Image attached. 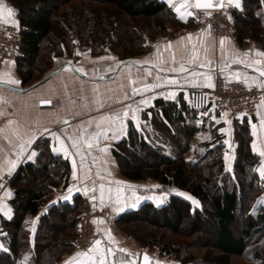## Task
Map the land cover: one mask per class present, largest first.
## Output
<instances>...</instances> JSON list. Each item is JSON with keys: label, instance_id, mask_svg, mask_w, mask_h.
Returning <instances> with one entry per match:
<instances>
[{"label": "trees", "instance_id": "1", "mask_svg": "<svg viewBox=\"0 0 264 264\" xmlns=\"http://www.w3.org/2000/svg\"><path fill=\"white\" fill-rule=\"evenodd\" d=\"M4 1L14 10L12 19L18 24L15 27L20 46L15 58L9 61L14 62L22 86L41 79L58 60L68 57L76 60L77 51H87L91 56L107 53L137 56L158 34L193 25L191 18L181 22L163 0H93L111 11L102 6L99 11L83 2L75 4V0ZM86 14L94 18L92 23L85 20ZM117 16L151 20L152 29L132 24L125 29L123 25L120 27L126 32L123 36L118 31ZM228 21L238 43L249 39L264 50V0H240V8H232ZM117 47L122 52H117ZM149 113L152 129L144 134L129 123L125 136L113 144L112 155L123 177L132 181L151 180L158 184L157 191L169 193L161 205L145 201L136 209L120 213L114 219L115 226L139 246L149 251L154 247L160 255L181 264H235L234 258L243 259L242 264H264V205L255 214L249 212L264 187L257 172L259 156L249 150L247 140L241 141L238 156L227 169L218 144L202 142L191 146L192 131L183 127L182 122L185 114L189 117L197 112L188 107L186 100L167 102ZM68 175L66 162L45 151L34 162L19 166L9 182L11 216L0 217L3 244L0 264H56L63 254L74 249L79 196L71 204L49 205L38 217L32 240L26 225V217L37 214L54 188L65 184ZM35 176L42 179L41 184L29 180ZM191 200L197 203L192 205ZM238 214L243 215L245 227L236 232L233 224ZM54 218L67 219L68 223H65L68 228L58 235H53ZM181 219L195 223L196 228L203 223L210 226L213 245L201 257H195L192 251L198 246L196 243L181 246L173 241H158L154 235L143 243L132 233L136 223L171 231Z\"/></svg>", "mask_w": 264, "mask_h": 264}, {"label": "crops", "instance_id": "2", "mask_svg": "<svg viewBox=\"0 0 264 264\" xmlns=\"http://www.w3.org/2000/svg\"><path fill=\"white\" fill-rule=\"evenodd\" d=\"M163 1L172 8L181 22L190 20L193 8L190 0H181V3L179 0ZM238 3L237 7L235 2L229 4L227 0H223V5L230 9H239L240 0ZM181 4L185 7L178 13L175 9ZM181 15L184 19L180 18ZM189 34L192 35L190 41L187 39ZM221 40H224L223 59L220 58ZM169 43L171 48L168 47ZM194 45L198 60L195 64H190L186 55ZM257 53H264V50L256 47L249 39L235 46L229 37L215 34L204 27L195 32H181L174 36L172 33L158 34L147 42L142 54L132 57L113 53L91 56L87 51H77L76 60L68 57L56 61L50 72L27 86L20 84L14 62L6 61L0 68V176L7 175L10 182L21 164L34 162L42 151L62 159L69 168L65 184L61 183L54 188L53 194L37 214L26 217L31 240L38 217L49 205L59 202L71 204L79 196L81 201L87 199L96 206L107 208L106 216L96 219L95 238L90 249L95 246L96 240H100L101 244L98 251H87L89 257L94 259L79 256V252L73 249L63 254L56 264H99L102 254L109 248L114 255H107L105 264H139L140 256L145 250L120 231L115 226L114 219L124 211L136 209L145 201L156 206L161 205L167 195L156 190V182L146 179L132 181L123 177L112 155L113 144L125 136L129 123L144 134L151 130L150 110H159L167 102L185 101L186 87H207L209 81L204 77L193 78L188 73L173 72L172 68L179 69L181 62L190 70L206 73L212 84L215 77L221 75L227 81L241 82L264 91L260 86L264 84V77L259 74V69H264V56ZM173 54L176 58L175 64L172 63ZM237 60L242 63H237ZM257 60L261 61L259 65L254 64ZM205 61L212 63L204 68L196 67ZM226 64L231 67H226ZM246 64L251 66H245ZM220 68H224V71L220 72ZM148 71L151 75H148ZM169 79H174L177 83L170 84L167 82ZM7 80H16L19 83H5ZM130 80H134L135 84H131ZM146 85L157 87L145 90ZM133 87L141 89L140 93L133 95ZM170 93H176L175 99L169 98ZM42 100H49L51 104L41 105ZM145 100L147 103H141ZM262 101L264 94L258 112L252 118L222 115L212 108L189 117L185 114L182 126L192 131L191 146L202 142L210 143L211 146L218 144L225 168L230 169L233 160L238 156L241 141L246 139L249 150L259 156L257 172L260 176L258 169L264 166V156L259 154L264 152ZM129 105L131 109L127 108ZM125 111H128L127 118L124 117ZM117 115L121 117L120 120L113 122L109 119ZM9 121L12 123L9 124ZM89 121L92 122L91 125L88 124ZM163 121L167 123L164 119ZM97 124L100 125L99 128ZM102 129L108 131V136H101L97 141L94 135ZM87 142H91L93 146L87 148ZM73 143L78 146L73 148ZM33 152L36 153L35 156H31ZM78 152L87 155L82 157ZM74 171L76 179L73 178ZM260 178L264 187V178ZM100 184L105 185L103 203L100 198ZM11 193L9 183L0 193V217L5 219L11 216L8 205ZM175 193L186 197L182 192ZM0 245V249H3L1 241ZM120 249L125 251L121 252ZM149 264H152V259Z\"/></svg>", "mask_w": 264, "mask_h": 264}, {"label": "built area", "instance_id": "3", "mask_svg": "<svg viewBox=\"0 0 264 264\" xmlns=\"http://www.w3.org/2000/svg\"><path fill=\"white\" fill-rule=\"evenodd\" d=\"M231 13L230 8L223 6L221 9H194L192 8L193 25L172 33V36L181 32H195L204 27L215 34L229 37L235 46L236 40L228 21ZM20 46V37L15 26L0 23V67L4 62L13 60ZM214 87L189 86L185 88V100L188 107L196 112L205 111L209 108L218 114L228 116L255 117L257 106L261 101L264 91L257 87L247 86L237 81H227L221 75H217L213 81ZM9 183L7 175L0 176V193ZM107 213L105 207L95 209L92 202L83 199L77 221V235L74 247L87 252L94 239V220L96 217H104Z\"/></svg>", "mask_w": 264, "mask_h": 264}, {"label": "rangeland", "instance_id": "4", "mask_svg": "<svg viewBox=\"0 0 264 264\" xmlns=\"http://www.w3.org/2000/svg\"><path fill=\"white\" fill-rule=\"evenodd\" d=\"M81 2H83L84 4H88L89 6H91V8H96L98 10L102 6L100 3L99 4L94 3L93 0H90V1L89 0H75L74 1L75 4H78ZM178 2L181 3V0H179ZM102 7L108 8V10L111 11V8L108 6L106 7V5H104ZM106 10L107 9H105V10L103 9V11H106ZM231 10H232V8L230 9V11ZM87 12L89 13V11H87ZM84 18L86 21L87 20L91 21V23L94 20V18L91 16V14H86V16ZM115 18H116L115 21L118 23L119 28L123 25L125 28L128 25L132 24V25L137 26V28L143 27V25L144 26L148 25L149 30L152 29V27L150 26L152 24V21L143 19L141 17H137L135 19H127L124 17L122 18V17L117 16ZM191 21L193 22L192 15H191ZM190 27L191 26H182L181 28H174L175 30H173V31L178 32V31H181L183 29H188ZM118 31L120 33H122L123 36L126 35V32H123V27L118 29ZM153 32L155 33V31H153ZM49 41H50V38L48 40L44 41L42 47L44 48L45 47L44 44L48 43ZM116 51L122 52V48L118 49V47H117ZM121 56H124V54ZM139 159H143V158L140 157ZM224 166H225V163H224ZM29 180L34 184H36V183L41 184V182H42V179L37 177V176L30 177ZM161 193H163L166 196L169 192L163 191ZM261 201H264V195H261L256 199L255 203L253 204L252 208L249 211L251 214H255L258 211V208L261 207L262 205H264V203H261ZM191 203L193 205V200H191ZM92 204H93V202H92ZM93 206L95 207V209H98L100 207H105V206H96L95 204H93ZM106 210H107V208H106ZM98 218L99 217H96L94 220L95 221L94 222V238H95L96 219H98ZM66 221H67V219L60 220L59 218H56V219L54 218L52 220L53 231H54L53 235H56V234L58 235L60 232H63V229L65 227H67V226H65V223H67ZM196 227L197 226L195 223L190 224L185 219H181L180 223H178V225L175 226L174 230L171 229V231H169L167 229H160L158 227L153 228V226L148 225V224L136 223L132 229V233L134 235H136L140 240H142L143 243H146V242L152 240L153 235H154V237H156V239L158 241L159 240H161V241H165V240L166 241H173V242H177L181 246H184L186 244L189 245L190 243H193V244L196 243V244H198V246L195 247L196 249L192 250V251L194 252L195 257H199V256L201 257V255L204 253V251L206 249H209L213 245V242L211 239L210 226L208 225V223H203L202 227H199V226H198V228H196ZM244 227H245V219H244L242 214H238L236 216V221L233 224V228L236 232H239L240 230L244 229ZM159 237H160V239H158ZM56 240L57 239L53 240L52 242L55 243ZM139 247L143 248L145 250V253H148V257H151V259H152V264H181L178 261H176V260H174V259H172L166 255H160L158 253L157 249L154 247L152 249H150L151 251L147 250L148 248L145 246H139ZM74 250H76L79 253H82L81 251L77 250L75 247H74ZM233 260H234L235 264H242L244 262V260L241 258H234ZM192 264H200V263H192ZM206 264H209V263H206Z\"/></svg>", "mask_w": 264, "mask_h": 264}, {"label": "snow or ice", "instance_id": "5", "mask_svg": "<svg viewBox=\"0 0 264 264\" xmlns=\"http://www.w3.org/2000/svg\"><path fill=\"white\" fill-rule=\"evenodd\" d=\"M227 2L229 4H232V3L235 2L236 3V6L237 7L239 6L238 0H227ZM194 6L196 8H211V7H223V4L221 3V0H214V2H210V0H205V2H203V3H201V0H196ZM183 7H185V5L184 4H181L179 7H176L175 10L178 13H180L181 8H183ZM13 16H14V10L11 7H9L4 2V0H0V23L11 24L12 26H18V24L12 19ZM180 18L181 19H184V16L181 15ZM187 39L189 41L192 40V35L189 34V36H188ZM223 44H224V40H221L220 41V45H221V57L220 58L221 59H223V57H224ZM168 47L171 48V43H169ZM232 55L235 56V55H238V54H232ZM257 55L264 56V53H257ZM245 56H247V53L245 54ZM186 59H187L188 63H190V64H195L196 61L198 60V55L196 54V47H195V45L193 46L192 50L187 53ZM236 62L237 63H242V61H238V60ZM172 63L173 64L176 63V58H175V55L174 54L172 56ZM211 63H212V61H205V62H202V63L197 64L196 67L197 68H204L206 66L211 65ZM260 63H261V61H259V60L254 61V64H256V65H259ZM245 66H251V65H247L246 64ZM226 67H231V65L230 64H226ZM162 70L163 69H161V71ZM172 71L173 72L179 71L181 73H188V76L193 77V78L204 77L206 80L209 81L206 84V86L209 87V88L214 87V85L210 82V80H211L210 76H208L206 73H203V72H197L195 70H190L188 67L185 66V64L183 62H181L180 66H179V69H177V68L174 67V68H172ZM223 71H224V68H220V72H223ZM259 74H260L261 77H264V69H259ZM148 75H151V72L150 71H148ZM237 80L239 81V75H237ZM4 82L5 83H9V84H18L19 83V81H16V80H7V81H4ZM167 82L170 83V84L177 83V81L174 80V79H169ZM130 83L134 85L135 84V81L134 80H130ZM193 86H197V85H193ZM260 86L262 88H264V84H261ZM154 87H157V85H151V86L146 85L145 86V90H151ZM140 91H141V89H137L135 87H133V89H132L133 95L139 94ZM175 96H176V93H170L169 94V98H171V99H175ZM40 103H41V105H46V104L47 105H50L51 104V101H49V100H42ZM141 103H147V101L146 100L145 101H141ZM262 103H264V101H262ZM101 107H103V105H101ZM127 108L128 109H131V106L129 105V106H127ZM205 114L206 113H202V115H205ZM224 115H227V113H225ZM124 117L125 118L128 117V111H125L124 112ZM109 119H111L114 122V121L120 120L121 117L119 115H117V116L112 117V118H109ZM218 122L219 121H217V123ZM11 123H12V121H9V124H11ZM91 123H92L91 121L88 122L89 125H91ZM261 123L264 124V117H262ZM99 127H100V125L97 124V128H99ZM253 127H255V126H253ZM45 131H49V130L45 129ZM52 135L55 136L56 134H52ZM101 136H105V137L108 136V131L102 129V130L96 132L95 135H94V139H96L98 141ZM56 138L59 139L58 136ZM79 139L80 138L78 137V141H79ZM225 143H227V141H225ZM77 146H78L77 143H73L72 144V147L73 148H76ZM85 146L87 148H91L93 145H92L91 142H87L85 144ZM253 148H255V145H253ZM100 150L101 151H106V149H100ZM77 154L82 155V157H83V155H87V153H82V152H78ZM259 154L262 155V156H264V152H260ZM35 155H36L35 152L31 153V156H35ZM31 156L29 158H31ZM262 165H264V162H262ZM258 171H259L260 176L262 178H264V166H262L260 169H258ZM97 176L100 179H103V177H100V174L99 173H97ZM73 178L74 179L77 178L75 171L73 172ZM120 183H122V182H120ZM104 187H105L104 184H100L99 185V188L101 190L100 191V198H101V202L102 203H103V197H104V191H103L104 190ZM69 191H71V189H69ZM93 191H95V188H93ZM65 199H68V198L65 197ZM189 199H191V198L189 197ZM93 200H95V197H93ZM193 203L195 204L197 202L196 201H193ZM261 203H264V201H261ZM100 223H103V221H100ZM100 244H101V241L100 240H96L94 242V245L95 246L93 248L89 249V252H96V251H98V248H99V245ZM0 248H2V245H0ZM120 251L121 252H124L125 250L124 249H120ZM78 255L79 256L87 257L89 259H94L93 257H89V253L88 252H82V253H79ZM107 255H114L112 249L109 248V249H107V252L106 253H103L102 254L101 259L99 261V264H105V260H106V256ZM144 259L147 261L148 260V257L145 255Z\"/></svg>", "mask_w": 264, "mask_h": 264}, {"label": "water", "instance_id": "6", "mask_svg": "<svg viewBox=\"0 0 264 264\" xmlns=\"http://www.w3.org/2000/svg\"><path fill=\"white\" fill-rule=\"evenodd\" d=\"M192 1V5H193V8L194 9H208V10H215V9H221L222 7H211V8H196L194 5H195V2L196 0H191ZM205 2V0H201V3ZM210 2H214V0H210ZM221 3L223 4V0H221ZM145 255L148 257V255L146 253H142L141 256H140V260H139V264H149V257H148V260L146 261L144 259Z\"/></svg>", "mask_w": 264, "mask_h": 264}]
</instances>
